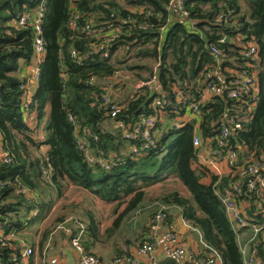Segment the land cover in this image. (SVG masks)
Returning a JSON list of instances; mask_svg holds the SVG:
<instances>
[{"label":"trees","instance_id":"16d2710c","mask_svg":"<svg viewBox=\"0 0 264 264\" xmlns=\"http://www.w3.org/2000/svg\"><path fill=\"white\" fill-rule=\"evenodd\" d=\"M43 1L46 52L38 66L33 103L25 108L22 86L27 78L18 73L22 61L31 63L35 59L34 28L21 26L17 21L22 13ZM245 2L250 15L242 12L240 0H186L185 6L202 36L170 8L169 0H0V131L4 147L14 156L11 163L0 160V226L5 233L19 235L26 227L47 219L57 204L68 198L67 190L75 187L81 198L63 204L69 210L58 212L51 227L44 230L40 247L61 224L78 234L80 222L86 229L82 243L87 251L94 253L92 247L111 240L116 242V258L128 255L121 241L129 248L137 239H128L126 233L122 237L121 225L136 210L157 203L150 219L163 210L167 214L165 221L171 223L168 209L178 206L181 216L200 232L205 244L200 257L214 251L223 264H245L218 191L237 180L245 185L250 177H241L232 170L219 176L199 163L193 146L194 121L173 128L159 122L155 144L139 153L131 151L132 146L140 148L143 142L127 140L124 127L155 113V94L147 87L127 101L116 117L107 114L101 101L104 87L113 81L116 70L125 69L148 80L157 62L159 81L171 99L175 89H192L196 94L213 69L206 44L217 45L226 52L223 69L242 68L245 59L241 48L221 40L239 34L252 36L260 56L257 92L240 101L212 96L200 106L202 117L197 131L204 139L213 137L218 133L223 112H235L243 118L242 130L231 139L243 149L239 150V163L251 157L260 161L264 155V0ZM76 14L79 28L74 29ZM221 14L230 17L216 22ZM120 21L125 22L127 32L109 45L108 57L103 55L106 48L101 42L81 31L86 22L102 29ZM63 71L65 79L61 76ZM91 77L95 81L89 84ZM165 111L168 119L183 113V109L178 112L171 106ZM78 138L88 143L94 157L111 160L110 168L90 163ZM49 165L52 171L45 172ZM155 185H159L157 191L153 190ZM21 188L28 193L21 192ZM94 199L111 205L109 223L103 221V210L94 206ZM237 200L248 204L247 218L264 224V187ZM35 209L39 210L38 215L31 216ZM256 248L257 257L264 264L261 235ZM20 251L17 243H0V264H33V254L29 262H24Z\"/></svg>","mask_w":264,"mask_h":264},{"label":"built area","instance_id":"2783aa9c","mask_svg":"<svg viewBox=\"0 0 264 264\" xmlns=\"http://www.w3.org/2000/svg\"><path fill=\"white\" fill-rule=\"evenodd\" d=\"M185 2L186 0H169V5L192 30L200 32V29L196 27L193 19H191L190 12L185 6ZM44 13L45 3L43 1L35 9L22 13L17 21L21 26L31 25L34 28L33 48L35 59L33 62L35 66V75L32 81L27 80L22 86L23 107L25 108H28L33 103L32 91L39 77L38 66L42 62L46 52L42 29ZM229 17V15L221 14L217 17L216 22L221 23L227 21ZM78 18L79 15L76 14L72 21V27L74 29L79 28L77 24ZM140 28L146 29L144 25H140ZM81 31L88 34L90 37L96 38L98 42H101L105 46L104 57L109 56V45L127 32L124 21L110 23L109 26L102 29L96 28L91 22H86L81 27ZM201 35L203 36V34ZM236 38H240L237 45L241 48V53L245 59L244 66L242 68H232L228 66L223 69V63L227 57L226 52L217 45L206 44V49L213 58V69L204 81L203 87L197 90L196 94L192 89H175L174 98L171 99V96H168L164 92L159 81L158 71L160 64L157 62L154 63L152 75L148 80H141L138 77H133V75L125 69L116 70L113 74V81L104 87L101 101L107 114L111 117H116L124 110L127 101L134 99L143 87H147L155 94L152 102L155 113L140 117L131 127H124L123 135L127 140H141L143 142L140 148L136 145L132 146L131 151L139 153L140 150H145L155 144L157 134L159 133L157 129V124L159 122H164L165 126L173 128L194 121L195 133L193 135V146L195 150H197L196 156L198 162L207 165L219 176L226 174L223 173L221 167V164L224 162L228 167V173L232 170L234 174H239L241 177H250V180H248L245 185H242V183L237 180L231 182L223 191H218V194L225 206L227 216L236 232L237 238L239 239L240 230L242 229L252 231V236L248 242L243 246L240 245L244 263L261 264L260 259L257 257L256 245L259 241L261 231L264 230V224L252 222L247 218L246 207L241 202H238L237 198L244 196V194L248 195L253 191H258L259 186L264 187V155L260 156V161L257 158L251 157L243 164L239 163V150L243 152V149L240 145L234 144L231 139L237 137L242 130L243 118L239 117L235 112H223L218 124V133L213 137L204 139L197 131L202 117L200 106L206 100H209L212 96H220L230 100L240 101L250 95H255L257 91H255V88L258 87L257 74L260 62L258 44L252 36L247 37L246 35L239 34ZM224 40L226 39H222L221 41ZM232 40L234 42L235 38H232ZM73 54L75 55L76 52L73 51ZM61 76L63 79L66 78L64 71L61 73ZM94 81L95 78L91 77L87 80V83L92 84ZM169 106H171L174 111H178L181 108L183 109V113L174 119H168L165 116V110ZM69 117L71 120H74L72 114H70ZM78 143L85 151L90 163H98L106 169L110 168L111 160L103 156L98 158L94 157L88 143L82 138H78ZM0 160L5 163H11L14 160V156L3 145L1 131ZM46 171L51 172L52 167L49 165L48 168L45 169V172ZM20 191L28 193L26 188H21ZM38 212L39 210L35 209L31 213V216H37ZM166 217L167 214L165 211L160 210L156 212L148 223L150 231H159ZM77 223L80 226L78 234L73 233L72 227L62 226L63 231L69 237L68 247L78 253V264H99L100 257L85 249L82 243V236L86 232V229L82 223ZM165 238L169 243V247L165 252V257L176 258L178 260L177 264H223L220 256L214 251L210 252L207 257H200L199 252L195 251V249L182 246L181 238L173 223L168 224ZM0 243L4 246L17 243V245L21 246L20 257L24 260L34 253V249L28 246L22 237L14 232L6 234L1 226ZM157 244L158 242L154 239L145 240L132 253L116 258L115 262L143 264V259L145 258L148 264H158L159 260L155 253ZM65 254L66 250L63 249L58 255L56 254L48 257L43 264H69L65 259Z\"/></svg>","mask_w":264,"mask_h":264},{"label":"crops","instance_id":"0c3cea01","mask_svg":"<svg viewBox=\"0 0 264 264\" xmlns=\"http://www.w3.org/2000/svg\"><path fill=\"white\" fill-rule=\"evenodd\" d=\"M240 38H235L234 42L239 43ZM21 78H27V80H33L35 75V66L34 62L25 63L21 62V69L18 73ZM35 86V85H34ZM33 86V87H34ZM223 173H228V167L223 162L221 164ZM157 203H151L145 205L144 207L136 210L134 216L123 223L119 229V234L124 237L125 233L128 239L136 240V244H132L127 248V244L125 241H121V245L124 250H127V253H132L142 241L146 239H154L158 242L156 256L158 260H162L165 258V252L169 247V243L165 238V232L167 231V226L170 223L166 221L162 222L161 228L157 232H151L149 228V220L151 216V212L155 209ZM242 204L246 207L248 204L242 202ZM260 205V203H258ZM262 207V206H261ZM112 208V207H111ZM169 214L172 215L171 223L175 224L178 234L181 238V245L184 247H189L195 249V251L201 252L203 251L204 244L203 238L200 232L195 229L191 224H189L182 216L181 209L178 206L170 207L168 209ZM107 223L110 222L111 219L107 217ZM48 219V218H47ZM45 219V220H47ZM45 220L38 223L37 227L32 228V225L26 227L19 234L20 237L24 239L28 246H31L34 249V253L31 256L33 264H43L44 261L48 259V257L52 255H58L63 249L66 250L65 259L69 264H78L79 255L76 251L72 250L68 247L69 237L63 231L62 226H68L65 224L59 225L58 229L50 232L48 234L47 240L45 241L43 247H40V243L43 239ZM106 223L103 222L102 226H105ZM261 237L264 238V230L261 231ZM252 236V231L248 229L240 230V237L238 239L239 245H245L248 240ZM126 237V236H125ZM260 237V236H259ZM116 242L107 240L103 243L97 244L95 247H92L91 250L100 257L99 264H129L126 262L116 263V255L114 253V245ZM126 253V254H127ZM30 258V257H29ZM29 258L25 259L24 262H29ZM31 259V258H30ZM147 261V260H146ZM143 259V264H148Z\"/></svg>","mask_w":264,"mask_h":264},{"label":"rangeland","instance_id":"374dc122","mask_svg":"<svg viewBox=\"0 0 264 264\" xmlns=\"http://www.w3.org/2000/svg\"><path fill=\"white\" fill-rule=\"evenodd\" d=\"M240 4L242 6V12L248 11L249 15H250V9H248L247 2H245V0H240ZM132 61H134V60H132ZM143 73L144 74H148L149 72H143ZM133 77H136V76L133 75ZM256 90H257V88H255V91ZM158 188H159V185H155L153 190L157 191ZM179 188L182 190L183 193H186V189H185V187L182 184H179ZM66 194H67L68 198L63 202V204H68L69 205L72 202L75 203V199H77V201H79L78 199L81 198V194L76 190L75 187H71L70 189H68ZM94 202H95V204H94L95 207L99 206L101 208V210H103V212L101 213V216H102L103 221L106 222L108 220L107 217H108V215L110 214V212L112 210V208L110 207L111 205L110 206H106L99 199H94ZM63 204L59 202L57 204V206L53 209L50 217H48V219L45 220V222H44L45 223L44 230H46V229L51 227L52 221L56 217L58 212H65V211L69 210L68 205L64 206ZM90 207H93V206L90 205ZM97 213H98V211H97ZM37 225H38V223H34L32 225V228L37 227Z\"/></svg>","mask_w":264,"mask_h":264},{"label":"water","instance_id":"95a60500","mask_svg":"<svg viewBox=\"0 0 264 264\" xmlns=\"http://www.w3.org/2000/svg\"><path fill=\"white\" fill-rule=\"evenodd\" d=\"M225 41L233 42L232 38H227ZM0 90H2V86L0 85ZM178 260L174 257H165L158 262V264H177Z\"/></svg>","mask_w":264,"mask_h":264}]
</instances>
